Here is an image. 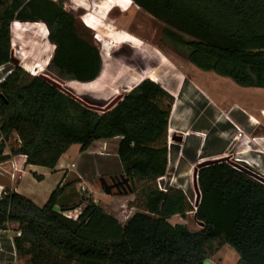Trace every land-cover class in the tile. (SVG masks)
I'll return each mask as SVG.
<instances>
[{"label":"trees","instance_id":"obj_1","mask_svg":"<svg viewBox=\"0 0 264 264\" xmlns=\"http://www.w3.org/2000/svg\"><path fill=\"white\" fill-rule=\"evenodd\" d=\"M131 2L164 25L163 35L186 50L185 60L194 68L242 88L264 90V0ZM15 21L45 25L54 47L49 64L58 74L82 85L98 78L101 54L91 39L79 36L61 0H0V68L11 63ZM154 74L103 115L19 67L0 82V164L24 156L27 165L53 170L73 145L84 152L96 142L118 139L122 173L143 200V212L121 225L93 202L75 220L65 217L63 212L77 206L58 207L66 185L41 208L4 192L0 229L7 224L20 228L13 240L17 258H27V264H206L218 242L236 252L237 264H264V184L222 159L198 169L196 208L180 189H157L168 164L173 99ZM12 136L18 145L6 155ZM191 212L203 224L196 232L168 222Z\"/></svg>","mask_w":264,"mask_h":264},{"label":"rangeland","instance_id":"obj_2","mask_svg":"<svg viewBox=\"0 0 264 264\" xmlns=\"http://www.w3.org/2000/svg\"><path fill=\"white\" fill-rule=\"evenodd\" d=\"M52 1L57 2L59 0ZM61 1L64 9L74 17L79 36L91 39L101 54L102 69L98 78L90 82L89 85H82L86 83H78L71 77L58 74L49 64L54 47L47 40L48 31L45 25L15 21L10 25L11 53L18 61V65L10 63L1 68L0 80L14 67H19L32 77H40L46 80L64 94L89 107L96 114L103 115L140 82L146 79L151 80L147 76L152 73H155L156 83L172 97L173 101L176 96L177 83L184 78L187 81L196 82L205 93L219 103L227 101L246 108L249 113L257 116L261 121L262 126L258 128V133L264 132V90L242 88L229 79L194 68L185 60L186 50L171 43L163 35L164 25L133 5L131 0ZM161 62L170 70L163 68ZM134 81L137 83L133 85L132 82ZM201 110L203 111L201 112ZM193 113V117H197L201 113L194 124H196V128H203L206 135L210 136L219 128L213 126L208 119L213 114L211 107H204L203 104H200L195 106ZM171 131V133L168 131L167 143L174 147L175 145L182 147V144L173 143L171 138L175 135L184 137L188 132L176 129H171ZM243 133L249 139V143L250 141L254 142V138L249 133ZM117 141L108 142L109 150H111L109 154L115 153ZM246 142V140H239L238 144L245 146ZM17 145V138L12 136L8 148ZM77 148L78 146H75L67 152V157H70V162L73 164L72 172L87 166V161L75 158L73 152ZM93 150L94 146L88 149L91 152H94ZM234 158L242 159V155L232 152L228 154L225 160L232 165ZM105 164L106 168L112 169V173H104L100 177L96 169L99 166L94 164L89 169L90 173L94 174L83 179L86 185L81 187L69 185L65 189L64 194L59 198L58 207L77 205L76 208L63 212L65 217L74 218L88 202H94L96 206L104 209L121 225H124L128 218L135 213L143 212V200L138 193H133L130 182V193L121 191L119 194L113 190L111 196L104 194L99 182L101 178L108 185H111L113 181L120 180L121 176L127 179L116 160ZM249 165L255 170V166ZM260 177L264 179L263 175ZM186 179L188 184L185 191L190 205L195 208L196 191L193 174ZM50 182V178H45L41 183L35 179L34 183L38 185L35 190L36 188L43 189ZM163 182L167 185L176 184L173 175L169 173L163 177ZM139 189L140 185L137 184V191ZM168 222L171 225H185L191 232L200 230L193 212L187 214L185 219L176 216ZM4 230L5 232L1 234L2 261L7 264H27V258L15 256L9 241L17 231H20L18 225L7 224ZM237 261L238 256L231 247L215 242L209 251L206 264H237Z\"/></svg>","mask_w":264,"mask_h":264},{"label":"crops","instance_id":"obj_3","mask_svg":"<svg viewBox=\"0 0 264 264\" xmlns=\"http://www.w3.org/2000/svg\"><path fill=\"white\" fill-rule=\"evenodd\" d=\"M200 104L213 109V114L208 119L213 126L219 127L210 136L205 134L203 128H196V124H194L201 113L197 117H193V112L195 106ZM261 126L260 119L249 113L241 105L227 101L219 103L213 100L212 96L205 93L196 82L187 81L184 78L180 79L177 83L176 96L171 107L168 131L171 133V129H176L188 133L184 137L173 136L176 137L175 140L171 138L173 143L182 144V147H176V145L174 147L167 143L168 164L164 176L169 173L176 180V184L170 185V188L180 189L186 194L185 190L188 184L186 178L193 174L198 164L225 159L232 152L240 153L243 160L255 166L254 168L259 175H264V132L258 133V128H261ZM236 128L249 133L254 138V142L250 141L248 145L240 146ZM177 138H180V141ZM108 142L100 141L94 143L92 145L94 146V152L88 150L81 152L80 146H71L67 152L71 148L78 146L73 152L76 156L75 158L87 161V166L78 169L76 172L71 171L73 164L70 162V157H67V152L60 157L53 170L27 165L24 156H11L9 160L0 164V196L4 192H14L29 199L34 205L41 208L46 204L49 196L56 188H61L65 185L66 189L69 185L78 187L86 185L83 179L94 174L90 173L89 170L94 164L97 167L99 166L96 169L100 177L104 173H112V169L106 168L105 163L115 160L119 165L120 163L116 156V150L114 154H109L111 150H109ZM9 153L10 148H7L5 154L8 155ZM45 178H50L51 182L43 189L36 188L35 190V187L38 186L34 183L35 179L38 183H41ZM84 208L83 206L81 212ZM81 212L71 219L75 220ZM2 257L1 255L0 260H2Z\"/></svg>","mask_w":264,"mask_h":264},{"label":"water","instance_id":"obj_4","mask_svg":"<svg viewBox=\"0 0 264 264\" xmlns=\"http://www.w3.org/2000/svg\"><path fill=\"white\" fill-rule=\"evenodd\" d=\"M11 63L16 65V66L18 65V61L12 56V53H11ZM175 139H176V137H172V140H175ZM177 140L180 141V138H177ZM211 163L212 162H204V163L198 164L197 167L194 169L193 180H194V188L196 191L195 208L198 206L199 201H200V192H199L198 186H197V171L201 167L208 166ZM232 166L235 169L246 173L248 176L255 179L256 181L264 184V179L262 177H260V175H258V173L256 174V172L253 169H251L249 167H243V166L235 164V163H232ZM99 182H100V186H101L102 191L104 192V194H106L108 196L112 194L113 190H116L119 194L121 193V191H123L124 193H126V192L130 193L131 192V189L129 186V181H128V179H124L123 176L120 177V180L113 181L111 185H108L104 179H100ZM194 219H195V215H194ZM198 225L200 226V228L203 227L202 223H198Z\"/></svg>","mask_w":264,"mask_h":264},{"label":"built area","instance_id":"obj_5","mask_svg":"<svg viewBox=\"0 0 264 264\" xmlns=\"http://www.w3.org/2000/svg\"><path fill=\"white\" fill-rule=\"evenodd\" d=\"M1 68H3V67H1ZM1 68H0V69H1ZM10 72H11V71H10ZM10 72H8L5 76H3V78L0 80V82L3 81L4 78H5L8 74H10ZM236 130H237V132H238L237 139H239V140H246V141H247V142H246V145H248V143H249V139H247V136H245V134L243 133V131H240V130L237 129V128H236ZM233 163L238 164V165H241V166H243V167H249V168L252 169V167H250L249 163H248L247 161H245V160H242V159H236V158H235V159L233 160ZM254 171H255V170H254ZM260 176H262V174H260ZM263 176H264V175H263ZM156 186H157V189H158L160 192H163V193L167 192V190L170 188V185H165V183L163 182V177L157 179V181H156ZM3 232H5V230H1V229H0V256H1L2 253H3V247H2V242H1V236H2L1 234H2ZM19 236H20V231H17V232L15 233L14 237H11V238L9 239L10 244H11V247H12V249H13V251H14L15 256H16V253H15V249H14L13 240H14L15 237H19ZM0 264H7V263H6L5 261L0 260Z\"/></svg>","mask_w":264,"mask_h":264},{"label":"bare ground","instance_id":"obj_6","mask_svg":"<svg viewBox=\"0 0 264 264\" xmlns=\"http://www.w3.org/2000/svg\"><path fill=\"white\" fill-rule=\"evenodd\" d=\"M262 113H263V112H262ZM262 113H261V114H262ZM252 121H253L254 123H256L254 120H252ZM252 169H253V168H252ZM255 172H256V171H255ZM257 173H258V172H257Z\"/></svg>","mask_w":264,"mask_h":264}]
</instances>
